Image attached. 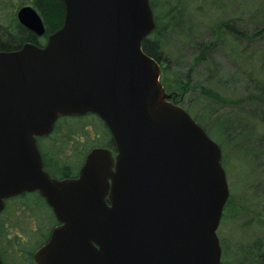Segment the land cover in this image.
Here are the masks:
<instances>
[{"label": "water", "instance_id": "obj_1", "mask_svg": "<svg viewBox=\"0 0 264 264\" xmlns=\"http://www.w3.org/2000/svg\"><path fill=\"white\" fill-rule=\"evenodd\" d=\"M62 1L44 46L0 51V212L23 192L50 207L58 224L35 264H221L222 150L170 100L142 48L155 27L149 0ZM17 18L44 33L31 6ZM87 113L114 148H91L76 177L51 176L37 137L59 116Z\"/></svg>", "mask_w": 264, "mask_h": 264}, {"label": "rangeland", "instance_id": "obj_2", "mask_svg": "<svg viewBox=\"0 0 264 264\" xmlns=\"http://www.w3.org/2000/svg\"><path fill=\"white\" fill-rule=\"evenodd\" d=\"M212 2L205 5L199 0L186 1L180 34L167 39L163 52L164 64H160V82L173 85L175 77L185 81L189 78L192 87L183 94L180 105L196 121L206 126L209 136L222 148L229 195L241 210L238 213L227 211L220 220L217 234L221 261L241 264V257L253 248L255 242L260 240L264 245L263 227L258 229L243 225L252 216L251 200L254 194L264 189V157L261 163V158L255 156L253 147L256 146L257 135H252L253 123L264 120V106L252 99L253 94L257 93V81L260 75H264L260 72L264 69V35L248 42L246 38L239 39L222 32L226 37L225 42L217 44L210 52L215 60L214 68L208 61L194 63L193 59L200 47L212 40L219 21L231 20L235 27L247 33L263 28L264 0ZM200 5L203 7L198 8ZM200 86L215 90L225 99L238 101L234 104L224 103L201 92ZM95 125H88V135H99L100 141L107 140L103 125L100 122H95ZM98 130L102 131V135ZM40 144L48 146L46 140H41ZM79 160V156L73 157L74 162ZM252 250L255 252L257 249Z\"/></svg>", "mask_w": 264, "mask_h": 264}, {"label": "trees", "instance_id": "obj_3", "mask_svg": "<svg viewBox=\"0 0 264 264\" xmlns=\"http://www.w3.org/2000/svg\"><path fill=\"white\" fill-rule=\"evenodd\" d=\"M188 0H149L153 11L155 27L153 31L142 41V48L146 54L153 57L159 64L163 65V52L167 44V39L172 35H178L184 23L185 3ZM203 4H212L213 0H199ZM40 15L46 21L47 26L56 30L63 23L64 6L62 0H33L32 2ZM201 3V4H202ZM200 5L198 8H202ZM8 24L11 25L14 13H0V20L3 16H10ZM19 33L14 28L15 40L8 43H0V50H12L20 47L23 42L31 40V36L23 31L20 26ZM7 30V29H6ZM0 28V33H1ZM222 32H227L229 36L236 38H246L249 42L253 38H263L264 27L252 33H247L238 29L231 20L217 22L214 28L212 40L204 43L199 52L194 57V63L198 61H208L214 68L215 60L210 56V52L217 44L225 42L226 37ZM160 65V67H161ZM165 70V68H163ZM264 73V69L260 71ZM164 88L171 94V100L180 105L183 94L192 87L189 78L180 80L174 78L173 85H168L161 81ZM257 93L253 94V101L264 106V75H260L257 81ZM200 91L224 103H237L238 100L225 99L218 92L205 86H200ZM240 103H243L241 101ZM95 122L103 125L104 132L107 133V140L100 141L97 136L88 135L87 127H96ZM198 122V121H196ZM198 124H200L198 122ZM201 125V124H200ZM208 133L206 126L201 125ZM102 135V131L98 130ZM90 134V133H89ZM257 135L256 146L253 147L255 156L263 163L264 155V120L252 125V135ZM209 135V134H208ZM254 136V135H253ZM255 137V136H254ZM253 137V138H254ZM41 140H46L48 146L40 144ZM37 145L42 157L44 169L56 178H71L78 174L86 154L95 146L114 147L113 139L104 122L95 114L87 113L81 116H59L54 123L52 131L44 137H37ZM221 147V146H220ZM222 150V148H221ZM79 156L78 162L73 161V157ZM224 167V161L222 159ZM252 201V216L243 222L245 226L264 228V189L257 191ZM239 212L229 198L224 206L221 220L227 211ZM235 215V213H234ZM58 224L52 210L38 192H23L17 196L5 199L4 208L0 212V258L3 264H31L33 263V252L45 243L54 226ZM263 243L258 240L251 249L243 255L241 264H264ZM221 264H226L221 261Z\"/></svg>", "mask_w": 264, "mask_h": 264}, {"label": "flooded vegetation", "instance_id": "obj_4", "mask_svg": "<svg viewBox=\"0 0 264 264\" xmlns=\"http://www.w3.org/2000/svg\"><path fill=\"white\" fill-rule=\"evenodd\" d=\"M32 2H33V0H0V13H4V14L6 12L14 13V19H12L13 23L11 25L8 24L9 19H11V15L1 17L0 28L2 31L0 33V43L13 42L15 40L16 33H19L18 26H20L23 31L27 32V34H29L31 36L30 37L31 40H27V41L23 42L22 45L24 43H28V42L32 43L34 45H37L39 47H42L45 45L49 34L55 30H52L47 26L46 21L40 15V13L38 12V10L36 9V7L34 6V4ZM23 6H31L32 8H34L36 10V12L38 13V15L40 16V18L42 20L44 28H45V31L43 34L39 35V34L35 33L34 31L28 29L27 27H25L24 25H22L19 22V20L17 18V12ZM14 28H16V30H17L16 33H14ZM20 47H18V48H20ZM18 48H16V49H18ZM16 49H12V50H16ZM0 51H11V50H0ZM76 176H74V177H76ZM32 258H33V254H32ZM31 264H35L34 260H33V263H31Z\"/></svg>", "mask_w": 264, "mask_h": 264}]
</instances>
